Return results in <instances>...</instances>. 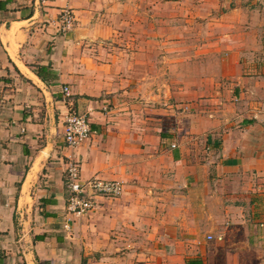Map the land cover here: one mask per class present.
Returning <instances> with one entry per match:
<instances>
[{
	"label": "crops",
	"instance_id": "obj_1",
	"mask_svg": "<svg viewBox=\"0 0 264 264\" xmlns=\"http://www.w3.org/2000/svg\"><path fill=\"white\" fill-rule=\"evenodd\" d=\"M0 1V264H264V0Z\"/></svg>",
	"mask_w": 264,
	"mask_h": 264
},
{
	"label": "built area",
	"instance_id": "obj_2",
	"mask_svg": "<svg viewBox=\"0 0 264 264\" xmlns=\"http://www.w3.org/2000/svg\"><path fill=\"white\" fill-rule=\"evenodd\" d=\"M74 14L70 10H64L60 15V29L62 32L71 30L74 26ZM63 93L66 99L70 98V90L64 87ZM65 145L68 148L76 149L86 142L94 130L87 114L79 112L75 107L68 108L64 116ZM65 184L67 190V216L83 217L92 213L98 204V198L117 199L124 192L123 182L117 180H104L100 177H93L84 181L81 173V163L70 160L66 167ZM67 221V222H68ZM66 224V228H69ZM213 240V236H208ZM222 240V238H219Z\"/></svg>",
	"mask_w": 264,
	"mask_h": 264
},
{
	"label": "trees",
	"instance_id": "obj_3",
	"mask_svg": "<svg viewBox=\"0 0 264 264\" xmlns=\"http://www.w3.org/2000/svg\"><path fill=\"white\" fill-rule=\"evenodd\" d=\"M1 3V1H0ZM35 69L36 75L40 77L41 79H44V73L48 72V69L42 66H37ZM190 264H195V262H192Z\"/></svg>",
	"mask_w": 264,
	"mask_h": 264
},
{
	"label": "rangeland",
	"instance_id": "obj_4",
	"mask_svg": "<svg viewBox=\"0 0 264 264\" xmlns=\"http://www.w3.org/2000/svg\"><path fill=\"white\" fill-rule=\"evenodd\" d=\"M107 42H109V41H107ZM193 42H194V45L197 43V42L195 41V38H194V41H193ZM193 72H194V73H196V72H197V73L200 72V67H194V68H193ZM160 107H161L162 109H166V110H167L168 105H161ZM184 108L187 109V107H184Z\"/></svg>",
	"mask_w": 264,
	"mask_h": 264
}]
</instances>
